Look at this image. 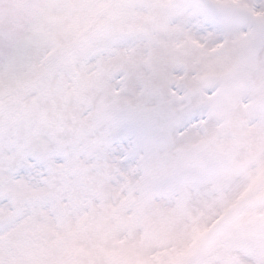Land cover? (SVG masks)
Here are the masks:
<instances>
[{
	"label": "snow or ice",
	"instance_id": "1",
	"mask_svg": "<svg viewBox=\"0 0 264 264\" xmlns=\"http://www.w3.org/2000/svg\"><path fill=\"white\" fill-rule=\"evenodd\" d=\"M0 264H264V0H0Z\"/></svg>",
	"mask_w": 264,
	"mask_h": 264
}]
</instances>
